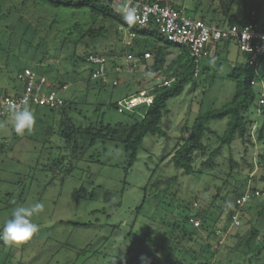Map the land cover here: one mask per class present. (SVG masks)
I'll list each match as a JSON object with an SVG mask.
<instances>
[{"label": "rangeland", "instance_id": "1", "mask_svg": "<svg viewBox=\"0 0 264 264\" xmlns=\"http://www.w3.org/2000/svg\"><path fill=\"white\" fill-rule=\"evenodd\" d=\"M163 1L205 24L228 27L256 20L264 28V0ZM122 7L117 9L124 17ZM3 8L0 42L6 52L0 51V94L21 95L25 83L20 74L27 69L35 74L42 92H53L64 106L51 111L47 106L28 105L35 124L24 135H17L10 114L0 111V228L16 207L44 204V210L32 218L39 227L30 240L16 246L0 241V264H149L154 233L147 237L146 230H158L159 224L150 220L153 201L141 210L140 206L154 172L155 179L176 180L171 191L178 195L175 200H190L197 210L215 200L213 208H206L207 229L197 231L189 244L201 255L198 262L204 259L196 238L217 249L215 264H264V218L256 216L264 198L251 197L253 189L264 191V145L257 140L262 124L259 105L245 112L246 138L236 135L230 145L221 146L219 140L230 118L207 125L208 150L195 154L194 174L187 176L170 163L190 136L196 118L223 108L235 97L232 74L247 62L244 49L230 41L210 44V56L201 63L196 80L168 102L160 123L163 135L146 136L130 168L121 144L98 140L87 148L88 129L141 121L157 91L172 81L183 62L184 48L164 36L172 48L166 52L164 66L154 71L153 55L144 61L124 51L132 47L137 54H152L147 47L155 44L153 40L138 38L88 11L54 10L39 0H3ZM100 28L107 34L92 40L89 30ZM87 45L98 47L110 70L104 85L91 78L90 66L80 58ZM116 55L123 66L117 70L112 64ZM128 55L135 59L127 62ZM129 67L135 69L133 73ZM255 90L260 98L264 85ZM63 131L70 135L68 142ZM219 147L220 153L206 165ZM82 148H86L84 156L77 160ZM155 194V187H150L148 199ZM243 198L248 211H253L234 226L228 212ZM217 232L221 234L216 236ZM158 251L168 259L166 252ZM141 257L147 260L142 262Z\"/></svg>", "mask_w": 264, "mask_h": 264}, {"label": "trees", "instance_id": "2", "mask_svg": "<svg viewBox=\"0 0 264 264\" xmlns=\"http://www.w3.org/2000/svg\"><path fill=\"white\" fill-rule=\"evenodd\" d=\"M43 5L47 6L50 9L54 10H64V11H88L93 17L99 18L106 22H112L115 25L121 27L122 29H129L131 34H135L138 38L150 39L153 40L155 44L148 46V50L152 52L149 53L150 56H154L155 66H153L154 71H159L161 67L164 66L166 62V52L172 48V45L164 42L163 37L165 36L161 29L142 31L135 22L128 23L124 17H122L120 11L115 7V4L112 0L104 2L103 0H39ZM157 1L162 4H166L163 0H151ZM4 14L3 0H0V18ZM234 25V24H232ZM141 30V31H140ZM89 36L92 40L100 39L107 34V30L100 28L99 30H89ZM166 37V36H165ZM0 51L6 52L5 48L0 42ZM124 51H129L133 53L135 57L142 60L145 59L146 53H135L132 47H126ZM247 56V62L235 68L232 79L237 84V92L233 100L225 105L223 108L218 110H213L203 116H198L191 128L190 136L183 141V143L175 150L170 163L174 167L183 172L185 175L189 176L195 173L194 163H195V154L202 153L205 154L208 150L207 145L204 140L207 133L211 132L208 129L207 125L214 120H223L225 118H230L229 126L225 130L222 137L219 138L221 146L230 145L236 135L242 139L246 138L247 128H246V115L245 112L250 106L254 104L259 105V94L255 90L253 83L261 84L264 83V68L261 71V77H256L254 68L249 64L250 51L244 50ZM99 55L98 47H90L87 45V50L81 56V60L90 55ZM181 60L183 62L175 69L172 81L168 83L165 87L158 90L154 95L153 100L147 110V113L141 121L135 122L133 125H123L117 124L114 128L111 126L107 127H90L88 129V134L91 140L87 141L85 145L92 147L96 141H111L117 144H121L125 148V153L127 157L128 166L132 168L138 160V155L140 148L143 146L145 137L148 135H163V130L160 126L164 113L167 111V104L171 99L179 97L185 90V88L192 84L196 76V64L194 59L191 57L190 53L184 49L181 53ZM118 55L113 59V69H118L123 67L118 59ZM135 59V58H134ZM264 61V59H263ZM27 69H24L23 74ZM91 73V68H89ZM108 76L110 77V70L107 69ZM91 76V75H90ZM22 80V79H21ZM23 81V80H22ZM101 81V80H100ZM24 82V81H23ZM102 82V81H101ZM25 83V82H24ZM104 85V82H102ZM40 86L35 87V92L39 94L41 98L45 97V92L39 88ZM26 88V83H25ZM24 93V92H23ZM16 95L10 97H21L23 95ZM49 95H52L53 92H49ZM9 97L8 95H2ZM37 106H47L53 111L57 106L49 104H41ZM262 110V124L257 131V140L264 145V105L260 107ZM63 138L68 142L70 135L63 131L61 133ZM76 146L78 143L75 144ZM86 148H82L81 153L78 155L77 160H80L85 153ZM221 147L213 151L206 165L210 164L214 158L220 153ZM156 173L154 172L145 188V200L140 206V210L143 208L145 203L153 201L155 204L154 210L150 215V220H156V223L159 224L158 230H151L149 227L146 230V235H153V245L151 249L153 252L149 253V264H215V258L217 254V249L211 245H207L204 239L196 238V243L202 249L201 254L203 255V262H198L201 255L189 247V244L195 239L197 231L206 230L207 223H209V217L206 212L207 207H214L215 200L207 206H202L200 210H197L193 207L191 201L182 202L177 199L178 195L172 193V190H175L176 180H170L168 182L167 178L155 179ZM264 180V179H263ZM150 187H155L156 194L154 197L148 199V191ZM251 197L254 200L258 198H264L261 196L263 192L259 193L256 189L252 190ZM259 194V195H257ZM242 198V197H241ZM217 199H220L219 195ZM223 203L225 199H220ZM241 207L240 204L236 207L230 209L228 212L229 222L235 216L237 210ZM197 207V206H196ZM255 208H258L255 206ZM242 216L240 220L245 219L248 214H252V209L248 211V207L245 205L242 208ZM256 216L258 218H264V205L258 210ZM198 220L201 222V227L195 228L192 221ZM157 232V233H156ZM256 231H253L252 238L255 239ZM216 236H219L218 232L215 233ZM146 243V241L144 242ZM142 246V245H141ZM166 252L168 259H164L160 254L159 250ZM157 250V251H156ZM145 251H141V254ZM256 254L259 256L260 251H257ZM144 255V254H143ZM170 259H173L172 262ZM139 264V263H138Z\"/></svg>", "mask_w": 264, "mask_h": 264}, {"label": "built area", "instance_id": "3", "mask_svg": "<svg viewBox=\"0 0 264 264\" xmlns=\"http://www.w3.org/2000/svg\"><path fill=\"white\" fill-rule=\"evenodd\" d=\"M116 8L125 6L135 9V23L142 31L161 29L170 42L176 46L187 50L196 64V76L199 75L200 65L210 56V44H220L225 41L235 42L242 49L250 51L249 64L254 68L256 77H261L264 59V28L256 21H248L245 24H234L228 27L205 24L185 14L184 10H177L169 4H162L151 0H112ZM149 53L145 54V59H150ZM134 60L132 55H128L127 62ZM86 63L91 68V78L101 80L106 83L109 79L107 64L100 55L90 54L85 58ZM133 67L128 68V72H134ZM20 78L26 83V88L21 97L0 96V111L3 114H10L9 106L27 107L28 105H41L52 103L62 106L63 100L56 98L54 94L41 98L35 92L36 76L31 71H26ZM264 85V83H262ZM118 86V82L113 83ZM257 86V83H253ZM259 107L264 105V93L259 98ZM259 195V194H257ZM264 197V193L261 195ZM247 202L243 198L241 207L231 220L234 226L239 225L242 216V208ZM198 206L197 203L194 204ZM239 219V220H238ZM195 228L201 227L198 220L192 221ZM220 235L221 232H218Z\"/></svg>", "mask_w": 264, "mask_h": 264}, {"label": "clouds", "instance_id": "4", "mask_svg": "<svg viewBox=\"0 0 264 264\" xmlns=\"http://www.w3.org/2000/svg\"><path fill=\"white\" fill-rule=\"evenodd\" d=\"M121 10L124 19L128 23L135 22V9L122 7ZM9 111L11 125L17 135H24L25 132L31 131L35 124V116L28 107L10 105ZM43 210L44 204L39 201L27 206L20 205L16 207L11 214V218L6 220L3 227L0 228V241L16 246L30 240L39 227L33 222L32 218L39 215ZM140 259L142 262L147 260L146 257H141Z\"/></svg>", "mask_w": 264, "mask_h": 264}]
</instances>
